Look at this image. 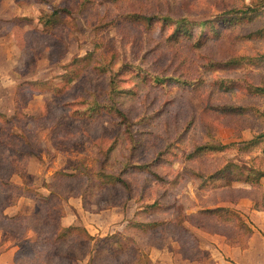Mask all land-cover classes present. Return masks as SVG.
Returning <instances> with one entry per match:
<instances>
[{
  "label": "rangeland",
  "instance_id": "374dc122",
  "mask_svg": "<svg viewBox=\"0 0 264 264\" xmlns=\"http://www.w3.org/2000/svg\"><path fill=\"white\" fill-rule=\"evenodd\" d=\"M1 3L0 233L16 263L231 261L242 202L264 208V0Z\"/></svg>",
  "mask_w": 264,
  "mask_h": 264
},
{
  "label": "crops",
  "instance_id": "0c3cea01",
  "mask_svg": "<svg viewBox=\"0 0 264 264\" xmlns=\"http://www.w3.org/2000/svg\"><path fill=\"white\" fill-rule=\"evenodd\" d=\"M9 9V18L19 16L17 5H10ZM2 10L3 3L0 4V16L2 15ZM243 205H246V203L242 202V207H240L241 212H238L242 217H244V219L248 217L249 220L247 219V222L251 230L245 242V246L233 247L230 244L229 246L225 245L224 252L228 257H230L232 262L225 259L223 262H215V264H264V208L247 207L246 209H243ZM243 210L246 215L242 213ZM79 214L81 215V212ZM72 224V220L64 219L61 226L70 228ZM87 232L88 231L86 230V233ZM3 242L4 241H2V235L0 233V264H17L15 261L18 250L17 246L9 247V245L4 244ZM4 245L5 249L1 250ZM84 264H87L86 260L84 261ZM156 264H163V262L160 261Z\"/></svg>",
  "mask_w": 264,
  "mask_h": 264
},
{
  "label": "trees",
  "instance_id": "16d2710c",
  "mask_svg": "<svg viewBox=\"0 0 264 264\" xmlns=\"http://www.w3.org/2000/svg\"><path fill=\"white\" fill-rule=\"evenodd\" d=\"M249 179V178H248ZM246 180H247V177H246ZM255 181V180H254ZM217 210L218 209H215V210H212L211 212H217ZM249 228V227H248ZM61 229V228H60ZM71 229V227L70 228H67V229H64L65 231H68V230H70ZM250 232H251V230H250V228L248 229V233L250 234ZM248 234V235H249ZM89 236V235H88ZM89 238H90V236H89ZM42 264H47L46 262H42Z\"/></svg>",
  "mask_w": 264,
  "mask_h": 264
}]
</instances>
